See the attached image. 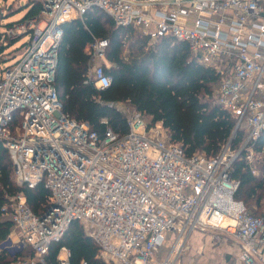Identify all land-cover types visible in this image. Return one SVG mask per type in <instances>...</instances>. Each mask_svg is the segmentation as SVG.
I'll return each instance as SVG.
<instances>
[{
    "label": "built area",
    "instance_id": "built-area-1",
    "mask_svg": "<svg viewBox=\"0 0 264 264\" xmlns=\"http://www.w3.org/2000/svg\"><path fill=\"white\" fill-rule=\"evenodd\" d=\"M37 1V16L2 32L3 47L30 38L0 76V142L16 185L44 184L49 197L39 214L24 193L7 198L2 211L14 231L0 249L30 252L13 264H47L50 244L79 222L104 264H177L192 235L209 229L237 241L235 264H264V203L261 214H251L234 198L238 183L230 178L242 148L252 164L250 145L264 131V0ZM94 8L152 41L172 36L186 42L221 77L216 103L237 128L245 122L241 149L232 152L228 143L215 158L187 156L167 141L162 123L150 127L139 112L127 113V133L109 128L103 136L64 114L54 86L63 26ZM108 44L96 40L86 48L95 62L91 79L101 90L111 84ZM69 256L62 248L59 264H70Z\"/></svg>",
    "mask_w": 264,
    "mask_h": 264
},
{
    "label": "trees",
    "instance_id": "trees-1",
    "mask_svg": "<svg viewBox=\"0 0 264 264\" xmlns=\"http://www.w3.org/2000/svg\"><path fill=\"white\" fill-rule=\"evenodd\" d=\"M40 10V4L28 5L21 20L33 19ZM1 38L2 34L0 43ZM96 40L109 42L106 60L110 67L106 73L111 84L103 90L91 79L95 62L86 52ZM220 80L217 72L192 55L186 42L172 36L152 41L131 26H117L106 13L94 8L63 26L54 86L62 112L87 122L100 136L109 128L119 134L128 132V114L115 106L127 103L149 125L162 123L167 141L178 145L187 156L215 158L228 143L233 152H238L248 135L245 122L237 128V120L216 103ZM250 146L264 152V131ZM245 155V150L240 151L230 168L231 180L238 183L234 198L242 201L251 214L259 215L264 201V163L256 173ZM19 193L25 194L36 214L45 210L48 190L44 184L34 189L16 185L12 159L0 142V246L14 231V223L2 207L8 197ZM62 248L70 251V264H104L98 246L79 222H72L64 236L50 244L47 264H59ZM30 256L28 250L11 255L0 249V264H13L18 257Z\"/></svg>",
    "mask_w": 264,
    "mask_h": 264
},
{
    "label": "rangeland",
    "instance_id": "rangeland-1",
    "mask_svg": "<svg viewBox=\"0 0 264 264\" xmlns=\"http://www.w3.org/2000/svg\"><path fill=\"white\" fill-rule=\"evenodd\" d=\"M39 4L37 0H0V34L10 22H16L24 18L28 5ZM29 36L22 37L19 41L9 46H2L0 53V76L10 64L15 62L25 50V42L29 41ZM1 44V43H0ZM118 110L127 114L131 113V106L127 103L115 104ZM150 127L152 125H149ZM232 151V150H231ZM233 152V151H232ZM264 163V152L254 151L252 164L254 170L259 173V167ZM264 203V201H263ZM189 239L185 250L180 254L177 264H234L235 253L237 254V241L222 231L200 230ZM18 235L15 237L17 240ZM233 255H229L234 250ZM169 251L166 247L161 250L160 256L163 258ZM160 258V259H161Z\"/></svg>",
    "mask_w": 264,
    "mask_h": 264
},
{
    "label": "crops",
    "instance_id": "crops-1",
    "mask_svg": "<svg viewBox=\"0 0 264 264\" xmlns=\"http://www.w3.org/2000/svg\"><path fill=\"white\" fill-rule=\"evenodd\" d=\"M198 231H200V230H197L196 232H198ZM196 232H195V233H196ZM195 233H194V234H195ZM192 236H193L194 239L196 238L194 235H192ZM232 250H234V249H232ZM234 253H235V250H234L232 253H230L229 255H233ZM236 255H237V254L235 253L234 258H233V260L235 261V263H236V259H237V258H236V257H237ZM235 263H234V264H235Z\"/></svg>",
    "mask_w": 264,
    "mask_h": 264
},
{
    "label": "water",
    "instance_id": "water-1",
    "mask_svg": "<svg viewBox=\"0 0 264 264\" xmlns=\"http://www.w3.org/2000/svg\"><path fill=\"white\" fill-rule=\"evenodd\" d=\"M245 150V147L241 149V151Z\"/></svg>",
    "mask_w": 264,
    "mask_h": 264
}]
</instances>
